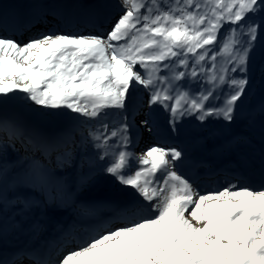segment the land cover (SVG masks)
<instances>
[{
  "label": "snow or ice",
  "instance_id": "snow-or-ice-1",
  "mask_svg": "<svg viewBox=\"0 0 264 264\" xmlns=\"http://www.w3.org/2000/svg\"><path fill=\"white\" fill-rule=\"evenodd\" d=\"M0 264H264V0H0Z\"/></svg>",
  "mask_w": 264,
  "mask_h": 264
},
{
  "label": "rangeland",
  "instance_id": "rangeland-1",
  "mask_svg": "<svg viewBox=\"0 0 264 264\" xmlns=\"http://www.w3.org/2000/svg\"><path fill=\"white\" fill-rule=\"evenodd\" d=\"M7 2L11 3V2H12V0H7Z\"/></svg>",
  "mask_w": 264,
  "mask_h": 264
}]
</instances>
